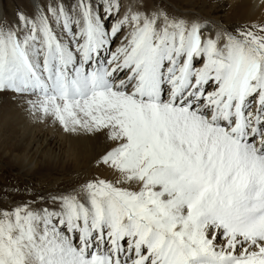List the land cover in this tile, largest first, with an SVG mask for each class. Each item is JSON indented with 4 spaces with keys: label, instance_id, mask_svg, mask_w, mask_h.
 <instances>
[{
    "label": "snow or ice",
    "instance_id": "6c2138e0",
    "mask_svg": "<svg viewBox=\"0 0 264 264\" xmlns=\"http://www.w3.org/2000/svg\"><path fill=\"white\" fill-rule=\"evenodd\" d=\"M3 99L98 151L0 185V264H264V21L31 0L0 15Z\"/></svg>",
    "mask_w": 264,
    "mask_h": 264
},
{
    "label": "bare ground",
    "instance_id": "6f19581e",
    "mask_svg": "<svg viewBox=\"0 0 264 264\" xmlns=\"http://www.w3.org/2000/svg\"><path fill=\"white\" fill-rule=\"evenodd\" d=\"M181 1L185 2L187 0ZM225 1L228 3V7L227 11L223 13L225 14L223 19L213 16L207 9L204 10V13L197 12L205 17L223 21L228 26L252 21H264V0ZM15 2L20 8L27 9L30 7L31 0H15ZM201 2L208 4L209 1L201 0ZM173 6L177 13L191 11V8L183 7L179 2L173 4ZM4 8L5 6L3 4L0 8V15H5ZM11 112H14L16 117L18 116L20 119L13 115L10 117ZM0 113H5L6 118L12 119L16 123L14 125L16 127H13L9 125L11 123L8 124V122L1 121L5 129L10 128L12 130V132H8L5 135V141L8 142L11 150L20 156L21 159L18 161L19 168L30 172L33 169L34 162L39 164L38 167L41 172L26 175L39 179L37 184L40 190L46 188L53 189L57 186H67L71 183L70 180L66 178V175L72 176L73 179H71V182H73L78 172H85V170L89 169V164L95 156V154L91 153L92 148L90 147L96 145L91 139L69 136L65 138V134L64 137L62 136L63 139H61L57 134L55 135V133L51 131V126L49 127L50 129H47V127L41 124L30 121L19 109L11 105L6 99L0 100ZM21 118L26 120H22ZM87 147H89V150H87ZM95 150L97 151L98 149ZM43 156L47 157L45 163L43 160L40 161V158L43 159ZM85 160L86 162L83 165L78 163V161L83 162ZM51 171L76 174H49Z\"/></svg>",
    "mask_w": 264,
    "mask_h": 264
},
{
    "label": "rangeland",
    "instance_id": "374dc122",
    "mask_svg": "<svg viewBox=\"0 0 264 264\" xmlns=\"http://www.w3.org/2000/svg\"><path fill=\"white\" fill-rule=\"evenodd\" d=\"M208 4H204L203 2H201V0H195L194 4H189L188 0L187 1H181V0H173V4L175 3H180L181 6L186 7L189 9L191 8V10H195L198 11L200 13H204L205 9H207L210 14H212L215 17H218L220 19H223L225 17V14H223L224 12L227 11V7H228V3L225 0H208ZM225 3H224V2ZM4 4L5 8H4V14L7 15V17L9 19L13 18V14L15 12V10L19 7L15 0H0V8L2 7V5ZM20 8V7H19ZM215 12V13H214ZM15 116L16 114L13 112L10 113V117L11 116ZM19 118L20 117H16ZM5 119V120H4ZM22 120H26L24 118H21ZM1 121H5L11 123L9 125L14 126L16 123L14 120H10L8 118L5 117V113H0V185H10V184H16V183H20V184H24V183H28L30 185H34L35 189L40 190L38 187V182L39 179H37L36 177H30L29 175L26 174H37L40 171L39 169V164H37V162L33 163V169L30 172H27L25 170H22L21 168H19V159L20 156L15 154L12 150L10 145L8 144L7 141H5V135L8 132H12V130L10 128H4L3 123H1ZM14 121V122H12ZM44 126V125H43ZM48 126L47 129H50L52 127ZM55 135L57 134L59 136V138L63 139L62 136L64 137V133L59 132V131H55L53 128L52 130ZM62 134V135H61ZM2 136V137H1ZM61 136V137H60ZM68 136L66 135L65 138H67ZM86 143V142H85ZM86 146H88L87 144H85ZM96 145H92L90 148H92V152L93 154L96 155L97 151L95 149H98V146ZM89 147H87V150ZM43 154V153H42ZM45 163L47 161V157L43 156V159L40 158V161H42ZM85 161H78V163H81L80 165H83ZM38 167V168H37ZM49 174H76V173H67V172H60V171H51L49 172ZM68 176V177H67ZM66 178L70 180V183H72L71 179L72 176L70 177V175H66Z\"/></svg>",
    "mask_w": 264,
    "mask_h": 264
}]
</instances>
